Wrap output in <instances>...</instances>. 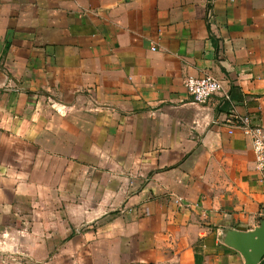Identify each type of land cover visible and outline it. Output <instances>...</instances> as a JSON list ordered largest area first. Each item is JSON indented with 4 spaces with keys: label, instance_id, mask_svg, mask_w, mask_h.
I'll return each instance as SVG.
<instances>
[{
    "label": "crops",
    "instance_id": "1",
    "mask_svg": "<svg viewBox=\"0 0 264 264\" xmlns=\"http://www.w3.org/2000/svg\"><path fill=\"white\" fill-rule=\"evenodd\" d=\"M0 41V240L68 190L56 175L96 190L109 162L125 238L95 235L112 264H246L224 237L264 219L235 120L264 126V0H0ZM205 75L223 90L201 105L185 82Z\"/></svg>",
    "mask_w": 264,
    "mask_h": 264
},
{
    "label": "rangeland",
    "instance_id": "2",
    "mask_svg": "<svg viewBox=\"0 0 264 264\" xmlns=\"http://www.w3.org/2000/svg\"><path fill=\"white\" fill-rule=\"evenodd\" d=\"M80 165L56 161L54 167L56 170H62L80 167ZM110 168V163L104 162L101 167L104 172L100 186L96 190L94 186L88 185L86 191H79L78 176L74 178L56 175L55 185L59 187L64 180H69L66 184L68 190H56L54 193L40 191L38 206L32 208L33 212L30 213V208L22 209V213L27 215L22 223L15 222L14 218H8L6 224L8 235L0 240V264H112L116 262L117 257L109 255L110 236L96 238L95 235L96 232H114L116 237L125 238V234H122L123 222L125 223L122 216L125 215L123 212L125 207L123 199L120 200L119 197L122 194H118L117 206H108L110 199L115 197L114 191L110 190L111 185L114 188V182L111 176L106 174ZM87 178L91 181L94 179L93 176ZM114 178L118 179V177ZM124 178L128 177H119V186ZM144 179L139 177L140 185ZM39 181L45 182L46 176L40 175ZM99 195L104 207L94 208L93 204L98 202ZM101 214L104 217L94 222ZM18 231L23 236L28 234L31 236L15 238ZM119 243L122 244V241L119 240ZM14 247L18 249L17 252L14 251ZM118 258L126 259V257Z\"/></svg>",
    "mask_w": 264,
    "mask_h": 264
},
{
    "label": "built area",
    "instance_id": "3",
    "mask_svg": "<svg viewBox=\"0 0 264 264\" xmlns=\"http://www.w3.org/2000/svg\"><path fill=\"white\" fill-rule=\"evenodd\" d=\"M185 86L192 95L193 101L201 105L208 103L213 96L219 95L223 90L222 83L212 75L189 77L186 79ZM235 120L245 135L251 139L256 168L261 173L264 183V126H251L248 119L237 117ZM177 202L180 203V201Z\"/></svg>",
    "mask_w": 264,
    "mask_h": 264
},
{
    "label": "water",
    "instance_id": "4",
    "mask_svg": "<svg viewBox=\"0 0 264 264\" xmlns=\"http://www.w3.org/2000/svg\"><path fill=\"white\" fill-rule=\"evenodd\" d=\"M4 51V44L0 41V57ZM224 243L239 252L246 264L264 263V220L253 231L235 229L228 231Z\"/></svg>",
    "mask_w": 264,
    "mask_h": 264
},
{
    "label": "trees",
    "instance_id": "5",
    "mask_svg": "<svg viewBox=\"0 0 264 264\" xmlns=\"http://www.w3.org/2000/svg\"><path fill=\"white\" fill-rule=\"evenodd\" d=\"M215 43H216V41H215ZM8 49H9V45H6L5 53H7Z\"/></svg>",
    "mask_w": 264,
    "mask_h": 264
}]
</instances>
